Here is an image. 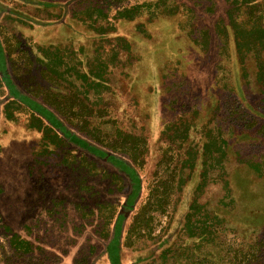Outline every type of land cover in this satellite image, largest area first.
<instances>
[{
	"label": "rangeland",
	"instance_id": "obj_1",
	"mask_svg": "<svg viewBox=\"0 0 264 264\" xmlns=\"http://www.w3.org/2000/svg\"><path fill=\"white\" fill-rule=\"evenodd\" d=\"M64 1L0 0V7L38 22L52 14L93 18L102 9L108 32L103 23L117 11L155 0ZM178 1L164 14L154 10L144 33L124 24L127 38L103 42L116 69L113 86L127 104L121 125L150 142L125 204L123 162L95 155L103 162L95 169V161L82 165L52 146L29 125L26 109L8 103L0 80V264H264V132L244 111V104L253 111L252 102L264 110V0ZM88 20L78 29L93 30ZM0 35L7 49H0V78L8 80V65L19 88L37 99L57 85L55 107L71 129L85 137L82 128L92 124L98 137L115 136L106 111L86 124L71 110L63 97L83 96L67 82L70 71L40 75L42 65L29 62L7 28ZM136 109L149 115L145 124H136ZM210 136V154L198 158ZM156 189L168 192V203L157 205Z\"/></svg>",
	"mask_w": 264,
	"mask_h": 264
},
{
	"label": "trees",
	"instance_id": "obj_2",
	"mask_svg": "<svg viewBox=\"0 0 264 264\" xmlns=\"http://www.w3.org/2000/svg\"><path fill=\"white\" fill-rule=\"evenodd\" d=\"M72 1L74 0H66L59 4L68 7ZM177 2L179 1L155 0L153 3L148 2L147 5L144 2H136L133 6L126 8L125 10L117 11L112 19L103 23L110 24L108 32H106V29H103L104 25L102 26V24L99 23L102 21V9H100L101 13H97L93 18H90L89 15H84V17H82L79 13H74V15H71L73 18V21L71 22L66 15L59 16V14H52L51 16L46 17V21L38 22L34 18L28 17L18 11L11 10L7 7H0V27L3 29L7 28L8 36L14 40L17 45L22 46V52L28 56L29 62H36L42 65L43 69L39 71L40 75L45 77L47 74H54L57 77H61L70 71V74L67 75L73 76V78L67 79V82L75 89L80 88L83 96L82 99L74 94L71 95L70 98H68V96L63 97L64 99L71 101L69 102L72 104L71 110H76L78 117L86 124L96 120L104 113V111H106L105 114L108 115L107 119L112 121V124L114 125L115 136L107 135L108 137H98L93 131L94 125L90 124L88 127L86 126L89 129L82 128V132L86 134L85 137H82L65 123V119H61L59 116L62 113L57 107H55L56 102L59 101L55 96L58 94H60L58 96H61L62 92L57 90V85L47 86V89L53 92L54 96L45 95L44 97L37 99V97L32 96L28 90L19 88L13 74H11L8 69L9 66L7 65V67H5V72L8 80L4 79L6 76H3V74H1L0 80L7 85L9 91L8 103L19 105L23 109H26L28 112L29 125L36 126L40 131L44 132L48 143L52 146L55 144L56 146L58 145L60 149L65 148L73 158L77 159L76 161H83L82 165H88L92 160L93 162L95 161V169L97 168V165L102 166L103 162L99 160L97 161L95 155H105L109 159L123 162L126 165L127 173L124 174L125 177L123 175L118 176H120L121 179L123 178V182L126 184L128 190L126 192V200L124 201V204L127 203L128 198L133 195V187L130 189V185L133 183V185H135L136 182H139L138 169L144 164L143 153L149 149L150 142H148L147 137L136 136L123 129L121 125V113L124 114L127 104L124 105L120 102L122 101V94H117L116 86H113L112 75L113 73H116V69H114L115 66L112 65V62L107 60L108 54H104L105 49L103 47V42L105 40L107 41L109 38H112L115 41L127 38L129 33L127 31L123 32V28H126L124 24H127V27H133V29L135 27V32L139 30V32L144 33L146 31L144 27L146 26L149 28L152 26L151 20L158 14L154 10L158 12L160 11L164 14L165 12H169L172 6L176 7ZM33 5L46 6L37 2L33 3ZM145 7L147 10L151 8L152 13L144 12ZM72 13L73 12L70 14ZM142 16L147 19L143 20ZM87 18L91 20L92 23ZM85 19L90 22L88 23L93 30L82 32L78 29V24L81 23L79 21H84ZM93 23H95V25ZM0 40L1 53L4 55L5 51V54L7 53V49L5 43L3 44L2 42L1 35ZM234 43H239V40L235 39V37ZM9 61L10 60L7 59V63ZM110 65L111 67H109ZM260 65L264 66V63H260ZM35 71L36 68L34 72ZM96 73L99 75H96ZM77 80H79L81 84H76ZM119 82V80H116L115 84ZM89 93H96L98 95V100H90L87 96ZM93 104L95 106H93ZM244 106L248 110L245 109V113L250 115L253 123L258 124V128L264 132V110H260L253 102V111H251L247 105L244 104ZM133 112V114L132 112H130V114L137 119L136 124L138 125L142 122V124H145L149 115L144 116L139 109H136ZM9 115L13 116L12 111L9 112ZM58 122L60 126L58 125ZM187 127L188 126H185V128ZM210 131L211 130H208L207 132ZM212 138L215 137L210 136L206 143L199 147L197 154L198 158H207L210 154V152L206 153L207 150L205 151V149L209 147ZM226 148L228 149V146H226ZM221 153L223 154L222 156L225 157L228 152L223 150ZM120 155H124L126 158H121ZM88 168L89 172L103 174L101 169L95 170L92 165ZM166 181L167 178L162 185H165ZM202 185L203 183L200 182L197 189L200 190ZM164 188L167 189L166 186H164ZM157 190L158 189L153 191L155 193L154 197H157V205L162 206L165 203H168V192L163 190L162 192L157 193ZM9 242H11V239ZM18 243L27 245L30 249L33 248L29 241L24 239L19 240Z\"/></svg>",
	"mask_w": 264,
	"mask_h": 264
}]
</instances>
